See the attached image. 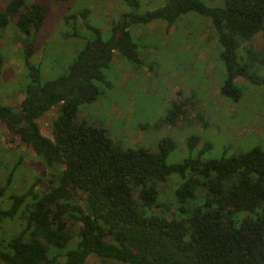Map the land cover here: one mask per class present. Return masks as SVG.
<instances>
[{
	"label": "trees",
	"instance_id": "1",
	"mask_svg": "<svg viewBox=\"0 0 264 264\" xmlns=\"http://www.w3.org/2000/svg\"><path fill=\"white\" fill-rule=\"evenodd\" d=\"M121 1L126 8L106 41L89 23L88 10L62 18L71 37H79L82 27L93 38L62 75L47 82L33 60L46 8L36 0H8L0 7V33L8 29L21 47L27 79L17 108L0 104V129L12 148L32 151L43 169L16 189L24 157L0 161V200L8 203L0 208V264H86L92 255L121 264H264V150L205 160L209 146L200 149L191 137L182 161L168 164L175 148L168 138L155 151L121 149L105 130L76 120L79 107L101 95L98 84L114 56L140 65L132 28L155 21L170 28L187 13L207 20L208 40L216 38L221 48L225 79L219 95L238 99L237 80L264 85V44H254L257 35L264 40V0L216 6L165 0L143 13L141 0ZM3 63L0 54V81ZM53 108L50 139L37 120ZM189 117V108L176 100L159 127ZM6 224L20 229L10 235Z\"/></svg>",
	"mask_w": 264,
	"mask_h": 264
},
{
	"label": "rangeland",
	"instance_id": "2",
	"mask_svg": "<svg viewBox=\"0 0 264 264\" xmlns=\"http://www.w3.org/2000/svg\"><path fill=\"white\" fill-rule=\"evenodd\" d=\"M7 1L0 0V7ZM36 1L47 10L33 58L39 65L41 82L62 75L84 42L93 38L82 27H77L79 37H71L73 30L63 25L65 15L88 10L89 23L99 28L102 40L106 41L111 24L126 8L121 0H71L61 4ZM164 1L141 0L140 13L161 7ZM200 1L209 6L223 2ZM14 21L9 26L14 25ZM207 26L204 17L187 13L170 28L161 21L132 28L130 33L138 46L140 65L114 56L103 71L104 82L98 84L101 95L94 102L79 107L77 122L85 121L105 130L113 145L121 149L155 151L159 143L168 138L175 144L167 156L168 164L182 161L186 156L185 141L191 137L199 139L200 149L209 146L201 155L205 160L228 157L255 147L264 150V85L237 80L238 99L219 95L225 79L221 48L216 38L208 40ZM11 39L8 29L0 33V54L4 57L0 104L17 108L23 99L21 90L27 79L21 47ZM254 44H264L261 35L255 37ZM259 75L264 79V71ZM176 100L185 103L190 117L182 124L159 127L158 120L168 114ZM55 117L56 108H53L37 120L41 134L50 139ZM0 135V161L12 163L13 159L24 157L16 170L14 183V188H23L43 169L32 151L23 145L12 148L14 145L8 143L5 130L0 129ZM7 207L6 200H0V208ZM3 228L10 235L20 229L18 224H6ZM86 264L121 263L92 255Z\"/></svg>",
	"mask_w": 264,
	"mask_h": 264
}]
</instances>
